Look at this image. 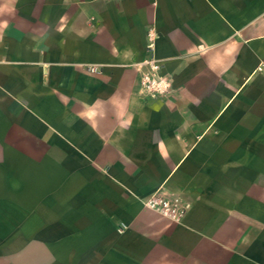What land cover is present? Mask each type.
I'll return each mask as SVG.
<instances>
[{"label": "crops", "instance_id": "1", "mask_svg": "<svg viewBox=\"0 0 264 264\" xmlns=\"http://www.w3.org/2000/svg\"><path fill=\"white\" fill-rule=\"evenodd\" d=\"M262 61L264 0H0V264H264Z\"/></svg>", "mask_w": 264, "mask_h": 264}, {"label": "built area", "instance_id": "2", "mask_svg": "<svg viewBox=\"0 0 264 264\" xmlns=\"http://www.w3.org/2000/svg\"><path fill=\"white\" fill-rule=\"evenodd\" d=\"M148 36L151 37V33ZM147 48L151 54L136 66L139 75V91L146 98H166L172 88L170 79L162 74V65L153 54L154 43L152 40H150ZM256 71L264 73V61L259 64ZM143 204L145 208L178 223L182 222L190 209V204L176 195L156 193L145 199Z\"/></svg>", "mask_w": 264, "mask_h": 264}]
</instances>
